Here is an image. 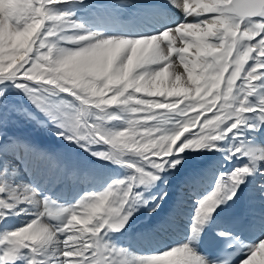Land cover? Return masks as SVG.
<instances>
[{"label":"snow or ice","instance_id":"6c2138e0","mask_svg":"<svg viewBox=\"0 0 264 264\" xmlns=\"http://www.w3.org/2000/svg\"><path fill=\"white\" fill-rule=\"evenodd\" d=\"M72 2L0 0V85L23 91L74 141L108 145L106 152L93 155L130 169L132 174L113 181L101 192L85 195L57 213L63 219L54 227L42 222V218L52 216L47 198L36 199V193L20 198L19 203L28 202L39 211L26 226L0 240V244L6 245L0 264H15L17 259H23L24 264H209L190 245L199 239L212 213L236 197L246 178L264 181V153L240 146L230 149L228 159L246 158L248 162L216 175L211 194L197 201L185 244L129 259L123 250L109 247L104 238L110 232L121 231L138 204L148 203L134 190H147L166 167L179 165L181 161L176 157L186 149L211 151L214 142L229 134L235 139L242 134L241 126L249 113H255L254 123L248 125L249 132L255 134L264 127V96H259L255 103L249 99L257 97L256 82L264 81V0H195L191 8L190 0H168L180 10L185 22L157 35L137 38L61 35L81 26L71 21L69 13L56 14L52 7ZM116 2L126 4L130 0ZM193 12L197 16L212 15L190 22L187 17ZM189 36L195 39H185ZM54 38L76 46V50L58 47ZM177 41L180 46L174 47ZM190 49H194V54L184 56ZM174 52L179 55L183 73L176 71L171 59ZM61 94L76 102L72 110L76 114L74 119L67 111L70 105L63 100H45L46 96ZM3 95L4 89L0 88V96ZM198 108H217L214 119L203 121L205 127L212 128L205 131L202 127L199 134L185 135L200 118ZM111 109L127 114L123 130L102 129L101 124L122 118ZM190 111H196V115L189 116ZM90 113H94V122L85 119ZM172 117L178 119L173 121ZM36 159L41 157L37 155ZM257 188L264 195V183H258ZM11 207L0 200V209L10 211ZM155 207H159V202ZM79 209L85 210L86 218L78 219ZM4 216L5 212H0V219ZM74 222L86 227L77 229ZM218 235L230 236L223 232ZM237 240L239 237L229 247ZM262 251L264 240L250 249L242 264H250ZM218 264L228 261L220 260Z\"/></svg>","mask_w":264,"mask_h":264},{"label":"bare ground","instance_id":"6f19581e","mask_svg":"<svg viewBox=\"0 0 264 264\" xmlns=\"http://www.w3.org/2000/svg\"><path fill=\"white\" fill-rule=\"evenodd\" d=\"M165 1L166 0H130L129 3L118 4L116 2V0H90V1H82L81 0L80 3L75 2V0H74V2L71 3V5L69 4L70 6L69 5L66 6L67 8H66L65 13H69L71 21L79 24L81 27L79 29H74V30H71L70 32L63 33L61 35L75 36V35L92 34V35L96 36V38H112V37L137 38V37H142V36H153L156 33H160L162 31H164L166 29V27H168V26L171 28L172 26H170V25L175 26L181 22H185V17L180 12V10H177L176 8L172 7L168 3V0H167V2H165ZM194 3H195V0H190V8H191V5ZM56 6H58V5H56ZM135 6L138 7L137 9L140 8V11H144V12L147 11L148 15H150V18H145L143 16H137L136 15L137 9L135 10V8H136ZM142 9H144V10H142ZM56 13H58V12H56ZM211 15L212 14H210V13H203L202 15L197 16L193 12V14L188 16L187 19L190 22H199V21L204 19V16H211ZM151 17H154V19H151ZM96 34H98V35H96ZM185 39L192 41L195 39V37L189 36V37H186ZM179 46H180V44L178 41L176 43H174V47H179ZM74 47H76V46H74ZM192 54H194V49H190L189 53H184L183 55L189 56ZM171 59L175 62V64H180L179 63V55L176 52L173 53V56L171 57ZM249 63H251V62L249 61ZM245 67H247V65H245ZM171 71L172 70L170 69V72ZM176 71L179 73L184 72V70H179L178 67H176ZM236 83L239 84L240 81L237 80ZM256 83H257L259 91L257 93V97L249 98L250 102H252V103H255V100L259 96H264V86H262V84H264V81H257ZM214 109L215 110L211 111L212 113L217 111V108H214ZM197 111H199L200 113L204 112L203 109H199V108L197 109ZM188 115L189 116H195L196 111H190L188 113ZM120 116L122 118L126 117L124 114H122ZM254 117H255V113L246 114V123H248V125L251 123H254V119H253ZM246 127H248V126H246ZM241 129H242V134L237 135L235 139H239L242 141L241 144L243 145V148L245 150H254L257 153H264V127H262L260 129V131L256 132L255 134H252L251 132L246 130L247 128L245 129L246 131L244 130L243 127ZM235 139H232V140L227 141V142L225 141V143L223 144V149H222L221 155L218 156V154H217V156L214 157L213 160H211L210 162L205 161L202 164H197L196 162H198V161L195 162L194 159L193 160L190 159V162L188 164H183L182 166H180L179 171L177 172L178 176H175V175L174 176L176 178L175 180H178L179 185L185 186V190L176 186L177 189L172 190L171 192H169L167 197H164V202H163L164 204L162 205V209H160V208L155 209L152 212L153 215H152V213L151 214L149 213L148 216H151V218L148 219L147 221L143 220L144 222L141 220L142 223L140 224V227H137V229L130 230L129 232H125L120 238V240H122L121 244H123L124 246L130 245L131 250H134L130 237H133V235L135 233H137L139 236H141L142 233H145L147 235L146 236L147 240H146L145 246L148 249L147 248L144 249V247L141 248L144 253L145 252L158 253V252L168 250L169 249L168 247H170V246L176 247V246H181V245L185 244V238H186V236H189V234H190V231H188V229H189L188 225L192 222V218H193V216L196 212V209L198 207L197 201L201 195L208 194V192L210 190L212 191L214 189L216 175H218L221 172H231L233 168H241L245 164H247V162H248L246 158L238 159L237 157H235L234 158L235 160L228 162V164H227V162L226 163L223 162L225 164V166L220 167L221 166L220 162L229 160L227 158L228 154L226 153L224 155V153L227 150L235 148V141H236ZM247 139H250V141H247ZM11 143H13L15 145V150H14V152H12L10 150L11 153H9L8 152L9 151V145L8 144H11ZM6 145L7 146H5L3 148L1 147V148H2V151L7 153V155L10 157L9 159L13 163H16V164L19 163L20 161L22 162V165L15 167L14 172L6 170L10 176L9 179H12V180L14 179V180L18 181L16 183L17 186H21L20 188L23 187V191L29 192L30 191V187H29L30 183L33 180H35V178H37V176H39V174H41V171H39L37 175H36V173H33V172L38 170V166L40 164V163L35 161V160H37L36 159L37 155H39L41 157L40 160H44L43 164L45 163V165L47 167L50 166L49 156H47L46 150H43V149L41 150L40 148L35 147L34 143H32L30 145V143L24 142L18 137L15 140H13L12 142L7 143ZM219 148H221V147L219 146ZM16 150H18L20 160L16 159V154H15ZM228 153H229V151H228ZM188 154L189 153L187 152L185 155H188ZM203 154H204V156H207L206 155L207 151L204 150ZM55 155H57V153ZM61 155H60V157H62ZM60 157L58 158L59 160H61L64 156L61 159H60ZM24 160L26 161V163ZM196 160H197V158H196ZM230 160H231V158H230ZM5 163H6L5 164L6 167L11 168L10 163H8V162H5ZM29 163H32V165H30ZM185 163H187V162H185ZM189 164H191V165H189ZM54 165L56 167V163H54ZM51 166H53V165H51ZM64 166H66V168L68 167L67 165H64ZM71 167L72 168H68L71 170L68 172L65 169L62 170L61 167L57 168V173L55 172L56 175H55L53 180H56V178L61 177L60 182L63 185L61 186V188L58 187L59 190H57L55 193H52L51 189H46V191H45V190L41 189V187H39V189H38L39 192L37 191V193H36V199H38L37 197L39 195H41L42 199L47 198L49 204H51V205L57 204V203H64L66 200H67V202L74 201V200L76 201V198L78 196L84 197L85 195H87L86 193L88 190L96 189V188L102 186L104 184V182L106 181L105 178L110 175V173H107V170H106V171H103V174L100 175V178H98V179L93 178L92 181L90 182L92 184L88 188L84 189V191L86 189H87V191L83 195V194H81V191L83 192V190H82L83 186L80 187V184L83 185L82 183H85V181L88 177L91 179L90 169H85V171H82L83 169H78V168L76 169V167H74L72 165H71ZM176 168H178V167H176ZM197 170H205L208 174V177H207L208 180H204L202 183H197L196 182L197 177L194 178V173H195V171L197 173L198 172ZM171 171H173V170L171 169ZM27 172L29 174H30V172H31V174L33 173L31 177L29 175L31 182H29L27 177H26ZM21 173H23V177H22L23 180H18V178H16V177L19 174L21 175ZM169 174H170V172L167 171L164 176H167ZM50 175L52 177L53 174L51 173ZM172 176H173V173H172ZM44 177L45 176H41V179ZM165 178H167V177H165ZM70 181H72L74 183L73 189L70 188L71 192L73 191L74 195L71 197V195H72L71 194L70 197H66V195H65L66 193H64L63 188L69 187L68 185H69ZM171 181L170 182L168 181V182L170 184H172ZM10 182H12V181H10ZM86 182H88V181H86ZM174 183H176V182H174ZM258 183H264V181H260L255 177L246 178L245 183L242 184L240 186V189L237 191L236 197H234L232 200L228 201L225 204H221L212 213L211 218L206 222V224L201 229V231L199 233V239L193 245H190V247L193 248L195 254L202 257V255L197 253V249L200 246V243L202 241V238H203L202 233H203L204 227L206 225L207 226L209 225L208 231H215V232L221 233V232H225L227 230V228H226L227 225H226V222L224 221L223 218H224V211L226 210V207L228 206V204L231 203V201L237 202V206L239 208V212H240L242 218L246 219L245 220L246 224L251 223L254 230L256 231L255 240H253L251 242H243V248L240 251V254L242 256L234 264H238L241 260L246 258L247 254H249L250 249L253 246L257 245L262 240H264V195H262L260 189L257 188ZM172 185H171V187H172ZM159 186L162 189L165 185L160 184ZM167 186H165V187H167ZM160 187H159V189H160ZM11 188H13V187H11ZM45 188H47V187H45ZM173 188H175V187H173ZM100 189H102V188H100ZM165 192L167 193L166 190L164 191V193ZM33 193H34V191H33ZM210 194H208V195H210ZM13 198H15V197H13ZM71 203H73V202H71ZM31 205H32L31 209L26 208V209H28L27 213L24 212L23 214H20V213L18 214L16 210L19 208L17 206H14V205H12L10 211L3 210V212H5V216H4V219L0 220V227L4 226L5 224H7V226L15 227L14 224L16 222L21 224V222L25 219H32V220L35 219L36 213L39 211V209L35 205H33V204H31ZM59 206H61V205H59ZM66 207H68V206H66ZM60 208L56 209V210L58 212H60L61 211ZM178 208H180V209L178 210ZM35 211H37V212H35ZM178 212H180V213H178ZM45 218L46 217L42 218V220L44 221ZM58 220H56V219L53 220L52 223L54 224V226L56 224H58ZM180 220L182 222H180ZM44 223H45V221H44ZM21 225L24 226L23 223ZM47 225H49V224H47ZM49 227H50V225H49ZM9 228H11V227H9ZM2 229H4V228H2ZM2 229L0 228V230H2ZM248 230L251 231L252 228L248 229ZM138 239H139V237H138ZM158 241H160V242H158ZM139 246H143V245L140 244ZM110 247H112V246H110ZM166 248H168V249H166ZM142 250H140V251H142ZM1 253L3 254V252H1ZM145 254L147 255V253H145ZM260 255H264V251H262V253ZM0 256H2V255H0ZM258 257H259V255L257 257H255L251 262L257 261ZM202 258H204V257H202ZM205 260L208 261L207 259H205ZM208 262H209V264H211L210 261H208Z\"/></svg>","mask_w":264,"mask_h":264},{"label":"rangeland","instance_id":"374dc122","mask_svg":"<svg viewBox=\"0 0 264 264\" xmlns=\"http://www.w3.org/2000/svg\"><path fill=\"white\" fill-rule=\"evenodd\" d=\"M82 1H90V0H82ZM165 2H167V0ZM78 3H80V2H78ZM69 4L71 5V3H68V4H62V5H58V6H53L52 7V11L54 13L58 12L56 14L65 13L66 12V8H67L66 6H68ZM137 8L138 7H136L135 10ZM142 10H144V9H142ZM136 11H137V14H136L137 16H143L145 18H150V15H148L147 11H145V12L144 11H140V8L137 9ZM151 19H154V17H151ZM170 26H172L171 28H174L176 25L175 26L174 25H170ZM166 28H170V27L168 26ZM157 34L158 33H156L155 35H157ZM53 43H56L58 47H64V48H67L69 50H76V47H74V45L63 44V43L59 42L58 38H54L53 39ZM176 65H177L179 70H184L183 67L180 64H176ZM227 74L228 73L226 72L225 75H227ZM223 86L224 85H223V82H222L221 83V87L223 88ZM32 87H36V86L32 85ZM0 88L4 89V95L0 96V187H2L4 189V192L0 193V200H3L6 204L17 206L19 208V209L16 210L18 214L19 213L23 214L24 212L27 213L28 209H26V208L31 209V207H32V205L30 203H28V202L19 203V199L20 198L28 196L30 193H33V191H34V193H37V191L39 192V190H38L39 187H41V189H43L45 191H46V189H51L52 193H55L57 190H59V188H61V186L63 185L60 182L61 181V177H58V178H56V180H53L55 175H56V173H57V168H59V167H61L62 170L65 169L67 172L71 171L70 169H68V168H72L71 165L76 167V169L77 168L78 169H83L82 171H85V169H90V174H91L90 177H91V179L88 177L86 179V181H88V182L85 181V183H82L83 185L80 184V187L83 186V189H82L83 192L81 191V194H83V195L87 191V189L85 191H84V189L88 188L92 184V183H90L92 181V179L93 178L94 179L100 178V175L103 174V171L107 170V173H110V175L105 178L106 181L104 182V184L102 186L96 188V189L88 190L89 192L87 191L86 194L101 192L109 184H111L113 181L124 180L129 175L132 174L130 169H126L125 167H121V166H119L117 164H114V163L108 161V160L99 159V158H97L96 155H93V153L106 152L108 150V147H109L108 145L92 144V143H89L87 141H79V142L74 141L73 139L70 138V134L69 133H66V132L63 131V129L57 127V123L56 122L50 120L49 117L46 116L43 111H41L39 108H37L29 100L28 96H26L23 91H21L19 89H16L15 87H13L11 85H9L7 88H4L3 85H0ZM175 98L176 97H169V99H175ZM45 100L46 101H50L52 103H58L61 100H63L65 103L70 105V109L67 110L68 114H69V117L72 118V119L75 118L76 114L73 113L72 110H75L76 102L73 101L71 97H67L66 94H61V95L55 96V97H47L46 96ZM220 103H221V101L218 100L217 101V105H219ZM213 110H215V109L212 108L211 111H213ZM110 111L114 115H117V116H120V115L123 114V113L119 112L116 109H111ZM158 111H163V110H158ZM211 111L202 112L201 115H200L199 120L196 123V125L192 126L189 129V131L185 133V135H189V134H192V133L199 134L202 127L205 128V131L211 130L212 125H208L206 127L203 125V121L205 119H214V117H213V113L214 112L212 113ZM124 115L126 116L125 118H121L119 120H114V121H111L110 123L101 124L102 129L104 131H106V132H116V131L121 130L123 127L126 126L127 114H124ZM93 116H94V113H90V116L85 118V119H87L88 122H94L93 121ZM171 119L174 121V120H176L178 118L172 117ZM246 126H248V123L244 124V126L242 125L244 130L246 128L248 129V127H246ZM232 135L233 134H229L228 137L214 142L213 150H211V151H209L207 148H203V149H200L198 151H193V150H190V149H186L183 153H181L178 157H176L177 159H179L181 161V163L176 166L178 168H176V167L175 168H171L173 170V171H171V169L166 167V170L159 173V178L147 190H145L143 187L135 189L134 191L138 192V193H141L142 194V199L144 201H147L148 203L147 204H138L135 207V211L132 213V215L129 218L127 224L125 225V227L121 231L115 232V233H111V232L108 233V235L104 238L105 242L108 244V246L109 247L112 246V247H114L116 249L123 250L124 253L126 254V256L129 259L136 258V257H142V256L146 257V256H150V255H153V254H157V253H153V252L152 253L151 252H145V253H147V255H146L143 252V250L141 249L142 247H144V249L147 248L145 246V243H146V240H147V238H146L147 235L145 233H143V234H145L143 236V238L141 236H139V239H138V237L137 238L136 237H131L132 246H133L134 250H131L130 245L129 246H124L123 244H121V240H120L121 236L123 235V232H125L126 230H133L136 227H140V224L142 223L141 220L142 221L143 220L147 221L148 219H150L151 216H148V215H149V213L151 214L153 212L152 209L155 207L157 202H159V207H155V209H159V208L162 209V205L164 204L163 203L164 199L163 200H159V198L161 196L167 197L169 192H171L174 189H177V187L185 190V186L184 185H179L178 184V180H175L176 179L175 176H178L177 172L179 171L180 166H182L183 164H188L190 162V159L191 160L194 159L195 162L196 161H198V162L200 161L199 164L204 163V161H207L209 158H210V161L213 160V158L216 157L217 154H218V156L221 155L222 149H223V144L225 143V141L227 142V141L232 140L233 139ZM17 137L20 138L24 142L30 143V145L32 143H34L35 144L34 146L40 148L41 150L42 149L46 150L47 156H49V159H50V166L49 167H47L45 165V163L43 164L44 160H39V161L35 160L36 162H38L40 164L38 166V170L33 172V173H36V175H37L38 172L41 171L42 175L39 174V176H37V178H35V180H33L32 182L30 181V177L32 176L33 173L31 174V172H30V174H29L28 173L29 171H28L26 173L27 175L25 174L27 179H28V181L31 182L30 185H29V187H30V191L29 192L23 191V187L20 188L21 186H17L16 183L18 181L14 180V179L13 180L9 179V177H10L9 173H7V171H6V170H9V171L14 172L15 171V167H18L19 165H22L21 161L20 162L18 161L19 163H17V164L13 163L9 159L10 157L7 155V153L2 151V148L7 146L6 145L7 143L12 142ZM235 140H236L235 141V147H237L239 145L242 149H244L243 145L241 144L242 141L239 140V139H235ZM247 141H250V139H247ZM8 145H9V151L8 150L7 151L9 153H11V151L14 152L15 145L13 143L8 144ZM219 146L221 148H219ZM204 150L207 151V154H206L207 156H204V154H203ZM228 151H230V150H227L224 153V155L227 153L228 156H229ZM187 152L189 154L185 155ZM56 153H57V155H55ZM15 154H16V159L20 160L18 150H16ZM60 155L62 157L63 156L64 157L62 158V157H60ZM210 155H211V157H209ZM58 156L60 157V159L61 158L62 159L59 160ZM238 156H239V154H238ZM196 158H197V160H196ZM234 158L235 157H231V160L229 159L227 161L220 162L221 163L220 167L225 166L224 163H226V162L228 164V162L235 160ZM125 159L129 160L128 157H125ZM9 161H10V167L11 168H8V167L5 166V164H6L5 162H9ZM129 162H135V161L134 160H130ZM185 162H187V163H185ZM25 163H26V161H25ZM54 163H56V167H55ZM29 164L32 165V163H29ZM51 165H54V167L56 169L53 166H51ZM64 165H67L68 167L66 168V166H64ZM189 165H191V164H189ZM167 171L170 172V174L167 175V176H164ZM197 171H198L197 172L198 173L197 174L198 175L197 179L201 183L204 180H208V178H207L208 175L205 173L206 172L205 170H197ZM51 173L53 174L52 177L50 175ZM172 173H173V176H172ZM194 174L196 175V171H195ZM29 175H30V177H29ZM41 176H45V177L41 179ZM22 177H23V173H21V175L19 174L16 178H18V180H23ZM165 177H167V178H165ZM10 181H12V182H10ZM168 181L169 182L171 181V183L173 185L170 184ZM174 182H176V183H174ZM160 184L161 185H165V186L168 185V186L167 187L164 186L161 189V187L159 186ZM171 185H172V187H171ZM68 186L69 187H66V188L64 187L63 188L64 189V193H66L65 194L66 197H70L71 194H72L71 195V197H72L74 194H73V191L71 192L70 188L73 189L74 183L72 181H70ZM11 187H13V188H11ZM45 187H47V188H45ZM159 187H160V189H159ZM173 187H175V188H173ZM100 188H102V189H100ZM164 189L167 191V193L165 192L166 195L164 193V191H165ZM210 193H211V190L208 192V194H210ZM208 194L201 195L200 198L198 199V201L203 199ZM13 197H15V198H13ZM37 198L39 200H43L44 199V198L42 199L41 195H39ZM81 198H82L81 196H78L76 198V201L74 200V201L67 202V200H66L64 203H57V204H52V205L49 204L50 205L49 206V210L52 213V216L45 218L44 221H45L46 225L49 224L50 227H53L54 224L52 222L55 219L56 220L59 219L58 223H60L61 220L63 219V216L57 215V213H60L62 211V209L70 208L72 205L76 204V202L78 200H80ZM71 202H73V203H71ZM161 202H162V204H160ZM59 205H61V206H59ZM66 206H68V207H66ZM59 208L61 209L60 212H58L56 210V209H59ZM179 209L180 208H178V210ZM3 210L4 209H0V212H3ZM78 211L81 213V216H79L78 219L86 218L84 216V213H85L84 209H79ZM35 212H37V211H35ZM102 213H103V209L101 210V214ZM178 213H180V212H178ZM152 215H153V213H152ZM31 220L32 219H25V220H23L21 222V224L23 223V225L26 226L25 224L30 222ZM44 221L42 220V222H44ZM180 222H182V221L180 220ZM16 223L14 224L15 227L7 226V224H5L4 226L0 227L1 229L4 228V229L0 230V240H3L4 236L7 233H9L11 231H14V230H16V229H18L20 227H23L18 222H16ZM74 224H75V227L77 229H83L84 227H86V225H83L82 223L81 224H76L74 222ZM191 226H192V222L188 225V228H189L188 231H190ZM9 227H11V228H9ZM85 235H87V234L85 233ZM188 238H189V236H186L185 243L187 242ZM158 242H160V241H158ZM140 244L143 245V246H139ZM172 247L173 246H170L168 248H172ZM5 248H6L5 244H0V255H2L1 252H3ZM168 248H166V249H168ZM140 250H142V251H140ZM98 258L102 259L101 257H98ZM242 261L240 262L241 264H242ZM15 264H24V260L23 259H17L15 261ZM250 264H264V255H259V257L257 258V261L250 262Z\"/></svg>","mask_w":264,"mask_h":264}]
</instances>
